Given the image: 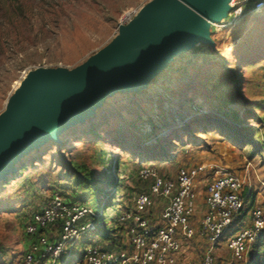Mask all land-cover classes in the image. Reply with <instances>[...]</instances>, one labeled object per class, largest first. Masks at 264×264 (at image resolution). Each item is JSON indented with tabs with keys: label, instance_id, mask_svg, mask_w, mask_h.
Listing matches in <instances>:
<instances>
[{
	"label": "rangeland",
	"instance_id": "374dc122",
	"mask_svg": "<svg viewBox=\"0 0 264 264\" xmlns=\"http://www.w3.org/2000/svg\"><path fill=\"white\" fill-rule=\"evenodd\" d=\"M262 1L238 0L224 20L210 27L212 45L193 42L141 95L106 102L98 111L103 116L91 115V123L74 126L60 143L50 142L22 160L0 184V264H29L32 238L26 226L56 195L87 209L83 224L95 228L82 237L67 264H85L83 251L92 244L114 247L94 218L99 207L109 206L111 181L120 184L115 200L120 206L109 208L112 217L131 209L134 196L149 191L150 182L138 178L144 168L171 178L183 168L198 166H206L212 178L215 164L236 172L245 179L244 202L249 206L254 201L251 219L252 211L264 205V9L256 11ZM152 2L0 0V118L27 75L83 68L120 37L125 15L139 16ZM25 167L29 169L20 177ZM199 184L200 199L206 202L208 182ZM155 212L154 207L147 214L152 222ZM120 240L115 252L125 249ZM222 246L215 264L249 263L252 249L236 259L228 243ZM204 252H194L188 264L200 262Z\"/></svg>",
	"mask_w": 264,
	"mask_h": 264
},
{
	"label": "water",
	"instance_id": "95a60500",
	"mask_svg": "<svg viewBox=\"0 0 264 264\" xmlns=\"http://www.w3.org/2000/svg\"><path fill=\"white\" fill-rule=\"evenodd\" d=\"M231 1L154 0L83 68L34 73L0 118V184L17 170L23 156L88 120L111 96L147 89L152 77L193 42L212 45L210 22L224 20Z\"/></svg>",
	"mask_w": 264,
	"mask_h": 264
},
{
	"label": "built area",
	"instance_id": "2783aa9c",
	"mask_svg": "<svg viewBox=\"0 0 264 264\" xmlns=\"http://www.w3.org/2000/svg\"><path fill=\"white\" fill-rule=\"evenodd\" d=\"M238 0H234L233 8ZM240 4V3H239ZM264 9V1L256 11ZM237 18L242 8L237 11ZM137 15H125L121 28L128 27ZM235 18V20H237ZM206 166L181 169L176 178L167 177L156 169L144 168L139 172L142 182H150L147 193H139L132 199L133 207L124 208L118 217L123 227L122 243L125 249L111 252L92 244L83 251L85 264H177L185 252L184 241L197 235L205 239L203 258L196 264H215L219 241L232 226L234 218L244 208L243 190L245 179L236 172L217 167L210 178ZM201 181L208 182V197L199 230L192 220L197 212L198 192ZM158 201L165 202L160 224H153L147 214ZM89 211L73 206L56 195L46 201L42 211L35 214L26 226L30 238L27 254L29 264H67L76 256L80 240L89 236L94 228L84 223ZM101 216V213H96ZM53 230L59 233L53 234ZM264 232V205L253 210L249 224L228 242L229 250L236 259H243L260 234Z\"/></svg>",
	"mask_w": 264,
	"mask_h": 264
},
{
	"label": "trees",
	"instance_id": "16d2710c",
	"mask_svg": "<svg viewBox=\"0 0 264 264\" xmlns=\"http://www.w3.org/2000/svg\"><path fill=\"white\" fill-rule=\"evenodd\" d=\"M248 145L252 146L253 144L250 143ZM162 153H165V152H162ZM31 156H33V154H31ZM121 163H122L121 161L117 162V166H118L117 169L120 167ZM28 169H29V167L21 168V170L19 171L20 177H22L28 171ZM74 170L76 172L78 171V173H80V174H83V177H86V174L84 173V169L82 167H80L79 165H75ZM138 178H139V176H138ZM14 179H17V178H14ZM88 181H89L88 182L89 186L91 187L92 182H93L92 174L89 176ZM139 181L142 182L140 179H139ZM110 183H111V186L113 187V189H111V191L109 192L108 197H107V201L109 203V206L107 208L106 207H104V208L99 207L98 213H101L102 215L101 216L96 215L94 220L97 223V227L101 228L104 233L108 234L107 240H111V242H113V244H114V247L108 248V249L106 248V250H109L111 252H115L117 250L116 246L119 244V241L121 242L120 238H121V232L123 230V227L119 224L117 215L114 214L115 216L112 217L113 214H111L110 209H118V207L120 206L115 201L116 200L117 187H120V184H118L117 182H114V181H111ZM142 183H144V182H142ZM146 183H148V182H146ZM8 186H10V184L7 183L4 186V189H8ZM243 196H244V194H243ZM66 200L68 203L72 204V201L70 199L66 198ZM252 205H254V201H252L249 206H247L246 202H244V208L234 218L232 226L230 227L231 228L230 233L227 236H224L219 241V243L229 242V240L231 238H233L234 235H236L240 230H242L246 225L249 224V219H250L249 214H250V208ZM32 218H31V220H32ZM112 239L114 241H112ZM34 240H36V238L32 239V241H34ZM121 245L125 247V245L123 243ZM251 249H252L251 250V257L249 259L248 264H264V232H262L260 234V236L258 237L256 242L252 245ZM121 251H122V249L118 250V252H121ZM118 252H116V253H118Z\"/></svg>",
	"mask_w": 264,
	"mask_h": 264
},
{
	"label": "crops",
	"instance_id": "0c3cea01",
	"mask_svg": "<svg viewBox=\"0 0 264 264\" xmlns=\"http://www.w3.org/2000/svg\"><path fill=\"white\" fill-rule=\"evenodd\" d=\"M218 168L222 167L221 165L219 166L218 164H215ZM198 192V202H197V212L195 214V217L192 220L193 226L195 227L196 230H199L200 228V222L207 211V205L206 202L200 199V186L197 188ZM165 202L158 201L155 209L156 212L153 214L152 219H154V224H160V219H161V213L164 210ZM159 209H162V212H159ZM159 213V214H158ZM224 242L218 244V249L217 252L221 250L224 246H222ZM228 243V242H226ZM185 244V252L179 256L178 258V263L177 264H188L194 254V252L202 251V249H205L206 247V241L199 235H197L193 240L191 241H184ZM221 247V248H220Z\"/></svg>",
	"mask_w": 264,
	"mask_h": 264
},
{
	"label": "bare ground",
	"instance_id": "6f19581e",
	"mask_svg": "<svg viewBox=\"0 0 264 264\" xmlns=\"http://www.w3.org/2000/svg\"><path fill=\"white\" fill-rule=\"evenodd\" d=\"M233 1V0H232ZM231 1V2H232ZM230 2V3H231ZM230 3H229V6H230ZM214 23L216 24V20H213V21H211L210 22V26H212V25H214ZM218 23V22H217ZM198 41H200V40H198ZM196 42V41H195ZM176 57H174L172 60H174ZM43 70H46V69H43ZM39 72V71H38ZM30 73V72H29ZM37 73V72H36ZM34 73H32V74H30V75H27L25 78H24V80L21 82V84H20V87L19 88H17L18 89V92L24 87V85L26 84V82L29 80V78L33 75ZM24 77V76H23ZM152 78H154V76L152 77ZM152 80V79H151ZM144 89H146V87L145 88H143L142 90L141 89H139V90H134V91H128V92H121V93H118V94H115V95H113V96H111L109 99H107L106 101H105V103L102 105V106H100V107H98L97 108V110H95V111H93V112H91L90 114H89V119L88 120H86L85 122H82V121H80V122H77L76 124H74L71 128H73L74 126H77V129L79 128V125H82V124H85V123H87V122H89V120L91 119L92 120V116L91 115H94V116H96L97 118H100L101 116H103V113H98V111H100L102 108H103V106L106 104V102H108V101H111V100H113V99H115L117 96H120V95H127V96H137V95H141L142 94V91L144 90ZM17 92V91H16ZM17 92V93H18ZM16 93V94H17ZM15 94V95H16ZM14 95V96H15ZM157 99V98H156ZM11 100V99H10ZM160 99H157V101H159ZM159 103V102H158ZM9 105H10V101H9ZM9 105H8V112H9ZM102 107V108H101ZM8 112L6 113V114H8ZM6 114H4V115H6ZM98 114V115H97ZM3 115V116H4ZM2 116V117H3ZM1 117V118H2ZM90 120V121H91ZM179 122V121H178ZM89 123H91V122H89ZM90 127V126H89ZM71 128H69L68 130H70ZM67 130V131H68ZM67 131H64V132H62V133H60L56 138H54V139H52V140H49V141H43V142H41V144L37 147V148H35V149H33L32 151H30L29 153H27L25 156H23L22 157V160H24L25 158H28V156H31V154H33V155H35L36 153H38V151H40V149L42 148V147H44L46 144H48V143H60L61 142V140H62V137L64 136V134L67 132ZM22 162V161H21ZM20 162V163H21ZM14 175V172L12 171V172H10L9 174H7V177L9 176V177H12ZM2 188V186L0 187V189Z\"/></svg>",
	"mask_w": 264,
	"mask_h": 264
}]
</instances>
